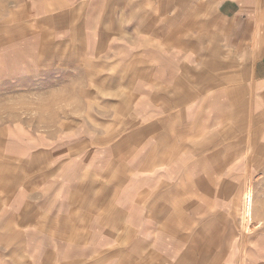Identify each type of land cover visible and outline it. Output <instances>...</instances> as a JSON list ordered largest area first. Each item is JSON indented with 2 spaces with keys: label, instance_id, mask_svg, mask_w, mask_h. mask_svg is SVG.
I'll list each match as a JSON object with an SVG mask.
<instances>
[{
  "label": "crops",
  "instance_id": "obj_1",
  "mask_svg": "<svg viewBox=\"0 0 264 264\" xmlns=\"http://www.w3.org/2000/svg\"><path fill=\"white\" fill-rule=\"evenodd\" d=\"M0 129V264H264V0H0Z\"/></svg>",
  "mask_w": 264,
  "mask_h": 264
},
{
  "label": "rangeland",
  "instance_id": "obj_2",
  "mask_svg": "<svg viewBox=\"0 0 264 264\" xmlns=\"http://www.w3.org/2000/svg\"><path fill=\"white\" fill-rule=\"evenodd\" d=\"M4 137H5V132H4V130H2V133H1V129H0V140L2 139V141H3ZM0 146H1V143H0ZM245 193H247L248 195L246 196L247 204H246V207L243 211V223L245 225V230L249 231L248 226L251 224V211H252V202H253L252 191H251L250 185H249L248 189L245 191ZM243 199H244V197H243ZM249 259H250L249 254H244L243 264H248Z\"/></svg>",
  "mask_w": 264,
  "mask_h": 264
},
{
  "label": "bare ground",
  "instance_id": "obj_3",
  "mask_svg": "<svg viewBox=\"0 0 264 264\" xmlns=\"http://www.w3.org/2000/svg\"><path fill=\"white\" fill-rule=\"evenodd\" d=\"M247 195H248L247 193H244V199H243V211H244V209H245V207H246V204H247V198H246ZM242 216H243V214H242Z\"/></svg>",
  "mask_w": 264,
  "mask_h": 264
}]
</instances>
